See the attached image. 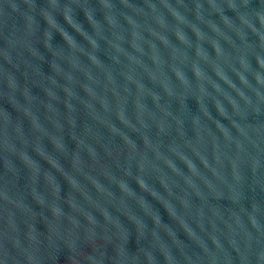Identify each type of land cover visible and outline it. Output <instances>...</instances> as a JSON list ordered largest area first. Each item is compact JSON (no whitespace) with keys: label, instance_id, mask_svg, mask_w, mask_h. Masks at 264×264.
Instances as JSON below:
<instances>
[{"label":"water","instance_id":"95a60500","mask_svg":"<svg viewBox=\"0 0 264 264\" xmlns=\"http://www.w3.org/2000/svg\"><path fill=\"white\" fill-rule=\"evenodd\" d=\"M0 264H264V0H0Z\"/></svg>","mask_w":264,"mask_h":264}]
</instances>
